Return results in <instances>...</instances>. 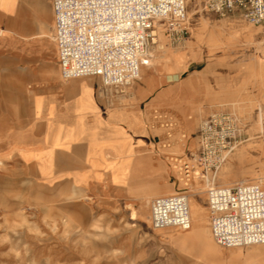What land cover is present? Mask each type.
Returning <instances> with one entry per match:
<instances>
[{
	"label": "rangeland",
	"instance_id": "374dc122",
	"mask_svg": "<svg viewBox=\"0 0 264 264\" xmlns=\"http://www.w3.org/2000/svg\"><path fill=\"white\" fill-rule=\"evenodd\" d=\"M205 1L186 0L189 31L181 41L171 40L158 28L156 41L141 60L140 78L123 92L103 87L97 78L116 100L114 108L126 115L136 111L144 119L143 126L153 136V160L167 165L164 184L168 190L151 194L141 187L140 194L151 195L131 194L122 199L119 208L99 205L87 212L78 207L76 197H52L34 182L18 158L19 151L10 144L8 150L0 151V264H122L117 260L119 254L127 253L131 237L138 233L142 238L144 232L187 234L153 230L150 206L155 198L184 188L179 183V163L170 158L185 160L197 152V132L213 112L238 118L242 142L215 177L196 168L199 175L189 186L193 227L198 207L211 236L207 209L211 186L259 182L264 187V27L254 26L236 13L208 12ZM48 42L45 58L60 75L52 33ZM172 75L178 81L170 82ZM140 88L145 95L138 94ZM166 117L173 118L178 128L169 141L162 123ZM120 214L131 217L121 223L122 228L115 222ZM216 247L231 253L233 264H264V246Z\"/></svg>",
	"mask_w": 264,
	"mask_h": 264
},
{
	"label": "crops",
	"instance_id": "0c3cea01",
	"mask_svg": "<svg viewBox=\"0 0 264 264\" xmlns=\"http://www.w3.org/2000/svg\"><path fill=\"white\" fill-rule=\"evenodd\" d=\"M53 25L48 0H0V151L17 148L34 182L52 197H76L87 212L168 190L167 165L153 160L144 119L114 108L97 78L65 80L46 60ZM130 218L120 214L115 222L122 228ZM128 246L117 259L122 264H233L199 220L187 234L138 233Z\"/></svg>",
	"mask_w": 264,
	"mask_h": 264
},
{
	"label": "built area",
	"instance_id": "2783aa9c",
	"mask_svg": "<svg viewBox=\"0 0 264 264\" xmlns=\"http://www.w3.org/2000/svg\"><path fill=\"white\" fill-rule=\"evenodd\" d=\"M48 1L54 15L52 40L61 77L98 78L103 87L119 92L140 78L141 60L155 41L158 28L173 41H181L189 31L186 0ZM204 8L221 16L236 13L254 26L264 27V0H206ZM162 123L169 141L177 124L169 117ZM196 138L198 149L192 157L170 158L179 163V183L184 188L151 202L153 230L188 233L193 229L189 186L199 175L196 168L215 177L242 142L239 120L231 113L213 112L201 123ZM207 209L211 236L220 249L264 246L261 183L211 186Z\"/></svg>",
	"mask_w": 264,
	"mask_h": 264
},
{
	"label": "bare ground",
	"instance_id": "6f19581e",
	"mask_svg": "<svg viewBox=\"0 0 264 264\" xmlns=\"http://www.w3.org/2000/svg\"><path fill=\"white\" fill-rule=\"evenodd\" d=\"M156 41V40H155ZM154 41V42H155ZM178 76L177 75H172V76H169L168 77V80L170 81V82H176V81H178ZM137 125L138 126H140L141 124H140V121H138L137 122ZM125 163H128V160L126 159V160H124V159H122V161H121V165H120V171L122 172V174L124 175L125 174V169H124V165H125ZM163 191H165L164 189H163ZM196 214L198 215V220L199 221H202V218H203V216H202V212H201V210H200V208H196Z\"/></svg>",
	"mask_w": 264,
	"mask_h": 264
}]
</instances>
